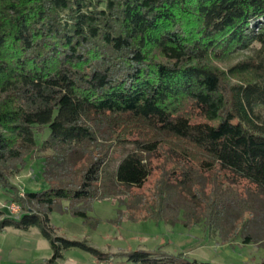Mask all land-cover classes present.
Instances as JSON below:
<instances>
[{
    "label": "trees",
    "instance_id": "trees-1",
    "mask_svg": "<svg viewBox=\"0 0 264 264\" xmlns=\"http://www.w3.org/2000/svg\"><path fill=\"white\" fill-rule=\"evenodd\" d=\"M254 44L253 56L236 59ZM262 109L264 0H0V187L21 209L18 218L0 212V232L37 228L48 264L72 248L104 260L85 242L56 237L49 215L67 203L87 221L92 202L112 200L131 221L181 215L222 242L256 240L264 250V205L234 189L243 183L264 204ZM167 142L185 150L166 149L173 166L154 194L134 195ZM36 154L44 189L13 195L10 179ZM123 257L210 264L161 250Z\"/></svg>",
    "mask_w": 264,
    "mask_h": 264
},
{
    "label": "rangeland",
    "instance_id": "rangeland-1",
    "mask_svg": "<svg viewBox=\"0 0 264 264\" xmlns=\"http://www.w3.org/2000/svg\"><path fill=\"white\" fill-rule=\"evenodd\" d=\"M257 50V45H251L248 50L238 52L236 59L253 56ZM260 118L264 122V109L260 110ZM48 133L46 129L44 134L38 137V141L45 139ZM166 149L179 153L185 150V147L167 142L160 156L151 161L153 166L151 177L140 191H133L134 195L154 194L163 171L168 172L173 166L172 161L164 162L170 160L169 155L165 153ZM189 153V162L194 166L192 161L197 159V155L194 152ZM113 155L119 161L118 152L114 151ZM42 156V154L33 155L27 160L26 166L10 179L8 189L13 192V195L18 194L22 197L24 192L44 189L45 185L41 177ZM115 165L116 161H112L109 167L112 169ZM217 176L220 182L225 183L222 173ZM202 178L197 176L198 181L203 183L201 185L204 186L205 194L208 195L212 191L210 184L212 176L204 174ZM234 189L237 194H241L242 199H250L256 206L264 205L261 204L262 198L248 189L247 185L242 183V186L234 187ZM6 195L0 187V211L3 216L18 218L21 209L17 217L11 216L8 208L12 203L8 202ZM119 199L120 202L126 201L127 196L121 195ZM175 201L179 203L181 200L178 201L175 198ZM86 214L89 219L87 221L73 217L68 211V204L62 203L60 210L53 211L49 215V224L53 227L56 237L85 242L89 247L109 258L98 260L89 252L72 248L62 252V258L57 261L58 264H128L123 255L135 250H161L167 254H183L189 259L210 264H260L264 258L260 241L255 240L253 244L244 245L241 238L237 237L222 242L217 233H212L203 225L186 226L181 215L173 224L154 220L131 221L125 213V208L112 200L92 202ZM242 218H244L243 215ZM232 222L231 219L229 224L231 225ZM239 225L240 223H237V226ZM262 236L264 235L258 236L257 240L263 238ZM51 256L50 245L37 228H31L25 232L7 227L0 232V264H48L47 261Z\"/></svg>",
    "mask_w": 264,
    "mask_h": 264
},
{
    "label": "built area",
    "instance_id": "built-area-1",
    "mask_svg": "<svg viewBox=\"0 0 264 264\" xmlns=\"http://www.w3.org/2000/svg\"><path fill=\"white\" fill-rule=\"evenodd\" d=\"M8 210H9V214H10L11 216H14V217H17L16 215H18L19 212H20V208H19V206L15 205L14 203H12V204L9 206Z\"/></svg>",
    "mask_w": 264,
    "mask_h": 264
},
{
    "label": "crops",
    "instance_id": "crops-1",
    "mask_svg": "<svg viewBox=\"0 0 264 264\" xmlns=\"http://www.w3.org/2000/svg\"><path fill=\"white\" fill-rule=\"evenodd\" d=\"M0 212H1V211H0ZM29 230H30V229H29ZM29 230H28V231H29ZM28 231H25V232H28Z\"/></svg>",
    "mask_w": 264,
    "mask_h": 264
}]
</instances>
